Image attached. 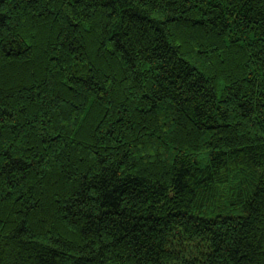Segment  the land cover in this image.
<instances>
[{"label":"trees","instance_id":"obj_1","mask_svg":"<svg viewBox=\"0 0 264 264\" xmlns=\"http://www.w3.org/2000/svg\"><path fill=\"white\" fill-rule=\"evenodd\" d=\"M0 264H264V0H0Z\"/></svg>","mask_w":264,"mask_h":264}]
</instances>
